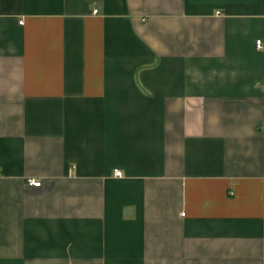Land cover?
Returning <instances> with one entry per match:
<instances>
[{"label":"crops","instance_id":"crops-1","mask_svg":"<svg viewBox=\"0 0 264 264\" xmlns=\"http://www.w3.org/2000/svg\"><path fill=\"white\" fill-rule=\"evenodd\" d=\"M0 264H264V0H0Z\"/></svg>","mask_w":264,"mask_h":264},{"label":"built area","instance_id":"built-area-1","mask_svg":"<svg viewBox=\"0 0 264 264\" xmlns=\"http://www.w3.org/2000/svg\"><path fill=\"white\" fill-rule=\"evenodd\" d=\"M94 13L96 14L97 11H95ZM21 24H22V23H21ZM256 48H257L258 50H262V49H263V43H262V41H257V42H256ZM115 176H116V177H121V174H119V173H115ZM28 185H29L30 187L38 188V187L41 186V183H40V182H36V181H34V180H29V181H28Z\"/></svg>","mask_w":264,"mask_h":264}]
</instances>
